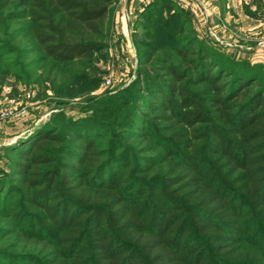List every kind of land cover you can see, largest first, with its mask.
Here are the masks:
<instances>
[{"label":"trees","instance_id":"1","mask_svg":"<svg viewBox=\"0 0 264 264\" xmlns=\"http://www.w3.org/2000/svg\"><path fill=\"white\" fill-rule=\"evenodd\" d=\"M113 2L0 0V30L28 32L29 52L89 88L73 64L104 50ZM175 11L153 0L141 18L154 24L151 12H168L171 21ZM16 21L25 25L11 29ZM202 44L178 45L146 73L148 96L134 98L154 114L59 112L2 147L0 215L6 236L24 240L9 264H264V65L212 56ZM125 126L152 152L140 162L120 153L112 128Z\"/></svg>","mask_w":264,"mask_h":264},{"label":"rangeland","instance_id":"2","mask_svg":"<svg viewBox=\"0 0 264 264\" xmlns=\"http://www.w3.org/2000/svg\"><path fill=\"white\" fill-rule=\"evenodd\" d=\"M152 1L114 0L102 25L104 50L82 65L73 64L93 82L89 88L53 63L40 61L37 52H29L34 47L28 32L19 35L9 28L0 30V53H6L0 58V114L5 113L0 117V170L7 171L2 147L32 133L55 113L62 112L74 120L97 111L102 116H117L119 121H136L131 117L132 107H137V114H154L134 97L140 89L138 97L148 96L146 73L150 74L156 59L173 55L175 47L184 42L196 40L212 56L215 52L248 61L262 71L264 0H171L176 10L174 18L166 21L168 12L162 16L151 12L154 24L141 18ZM160 16L166 22L157 24ZM182 22L184 32L172 39V31ZM23 25L24 21H16L11 29ZM112 131L124 144L120 153H132L133 161L140 162L141 157L152 153L141 152L146 142L132 137V126ZM253 224L254 230L262 233L259 222ZM8 230L9 219L0 215V264H9L4 258L10 251L19 250L24 241L17 232L6 236ZM257 243L264 249V241L257 238Z\"/></svg>","mask_w":264,"mask_h":264},{"label":"built area","instance_id":"3","mask_svg":"<svg viewBox=\"0 0 264 264\" xmlns=\"http://www.w3.org/2000/svg\"><path fill=\"white\" fill-rule=\"evenodd\" d=\"M13 114L16 115V114H18V113L15 112V113H13ZM4 115H5V113H1V114H0V117L2 118Z\"/></svg>","mask_w":264,"mask_h":264}]
</instances>
